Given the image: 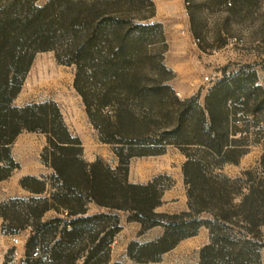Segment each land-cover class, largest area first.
<instances>
[{
    "label": "trees",
    "instance_id": "obj_1",
    "mask_svg": "<svg viewBox=\"0 0 264 264\" xmlns=\"http://www.w3.org/2000/svg\"><path fill=\"white\" fill-rule=\"evenodd\" d=\"M188 8L194 25L195 6ZM154 14L152 0H47L42 5L0 0V145L21 131L42 132L47 144L40 156L53 169L48 197H41L46 180L25 176L20 184L34 196L0 204L4 222L15 229L31 227L30 252L36 243L44 248L48 236L54 240L44 249L46 262L25 264H77L79 258L81 264H108L120 230L118 212L140 223L141 232L163 228L153 241L128 243L127 256L135 264L159 262L201 227L209 237L195 264H262L264 179L248 171L244 181L231 179L215 170L237 163L245 152L240 144L245 131L233 122L240 120L238 108L244 117L249 106L257 118L264 91L252 85L254 73L242 72L215 83L202 99L200 91L177 97L169 84L173 72L163 61V27L150 21ZM45 51L74 67L73 87L100 142L112 146L116 167L100 157L83 158L81 142L71 135L56 102L13 105L35 55ZM169 145L185 156L181 170L188 210L174 214L156 211L168 187L161 175L147 183L128 180L132 157L161 154ZM236 194L241 197L235 204ZM90 203L102 210L88 214ZM51 207L65 209V219L41 221Z\"/></svg>",
    "mask_w": 264,
    "mask_h": 264
},
{
    "label": "rangeland",
    "instance_id": "obj_2",
    "mask_svg": "<svg viewBox=\"0 0 264 264\" xmlns=\"http://www.w3.org/2000/svg\"><path fill=\"white\" fill-rule=\"evenodd\" d=\"M46 1L37 0V4L42 5ZM152 1L155 14L150 21L160 23L163 27L166 43L163 61L173 72L169 84L177 97L190 98L200 91L202 99L215 83L242 72L254 73L252 85L261 86L264 91V0H189L190 4L186 0ZM192 3L195 6L194 25L191 24L188 8ZM73 79V66L59 64L52 51L38 52L17 95V103L27 105L34 102H56L69 130L81 142L83 158L100 157L114 168L118 159L111 145L100 142L98 132L88 119L81 98L73 87ZM237 112L235 117L240 120L233 124L245 131L240 134L244 137L240 144H243L245 152L237 163H225L215 172L244 181L248 178L244 172L248 171L252 177L264 179V108L257 114V118L252 115L251 106L244 117L240 116L239 108ZM183 156L177 147L169 145L161 154L132 157L128 166V178L133 182H141L160 174L161 183L171 187V191L165 196V207H182L184 200L175 204L172 202L173 199L180 200L178 197L186 192L181 170ZM241 192H246V189L240 188ZM234 196L233 203L236 204L241 196ZM92 212L95 214L100 211L92 208ZM51 218L53 217L49 215L42 216L41 221ZM119 223L121 231L118 234L119 237L121 235L122 242L117 244L113 255L123 264H131L125 258L124 245L132 240L153 238L158 235L159 230H152L148 235L140 234L141 228L125 221L124 215ZM2 226L0 264H6L12 248L10 237L13 234L18 235L22 242L20 248L28 256L31 249L28 244L32 234L31 227L27 225L18 230L4 221ZM208 237V229L201 227L195 237L183 240L157 264H194L200 247L208 242ZM53 241L51 235L48 236L44 249L50 247ZM260 258L264 264V247L260 249ZM81 261L82 258H79L76 262Z\"/></svg>",
    "mask_w": 264,
    "mask_h": 264
},
{
    "label": "crops",
    "instance_id": "obj_3",
    "mask_svg": "<svg viewBox=\"0 0 264 264\" xmlns=\"http://www.w3.org/2000/svg\"><path fill=\"white\" fill-rule=\"evenodd\" d=\"M13 105L17 106V107H22V106H25L26 104L17 103V97H16L13 101ZM63 120H64V118H63ZM64 122H65V120H64ZM66 126H67V124H66ZM67 128H68V126H67ZM68 130H69V128H68ZM70 133L72 136H74V134L71 131H70ZM46 141H47L46 135L42 132L21 131L20 133H18L13 138V140L10 143L5 144V145H0V152H2V155H0V204L6 203V202H9L12 200H24V198L28 199V198L34 196V194L32 192H30L28 189L24 188L20 184V180L25 176H33V177L40 179V180H46L45 191L43 192V194H41V197L44 195L47 197L49 196V192H51L53 190V188L51 187L48 178L53 174V169L49 165L45 164L42 161L41 156H40L43 147L47 144ZM183 158H184L183 159V161H184L185 157L183 156ZM95 159H96V157L85 159V160L88 162H92ZM156 176H158V175H153L152 177H148L144 181H141V182H135V181L133 182V181L129 180V178H128V180L132 183H147L148 181L152 180ZM169 191H171V187H167L163 191V194L161 197V204L156 208V211L160 212V213L174 214V213H179V212L188 210L186 192L183 196L178 197L180 200L173 199L174 202H172L173 204H175V203H179V201L182 202L184 200V206H182V207L181 206L180 207L172 206V207H168V208L165 207V205H166L165 196ZM36 197H38V196H36ZM88 207H89L88 211H87L88 214L94 213V212H92V208H95L99 211L102 210V209L98 208L96 205H94L93 203H90L88 205ZM66 214H67V212L63 208H59L57 211L51 207L43 213V216H47V215H49L50 217L60 216L61 218L65 219ZM122 215L125 216V221H128L127 220L128 213L118 212L120 222H121V216ZM2 222H3V219H2V217H0V233H2V227H3ZM129 222L134 223L139 229L141 228L140 223H138L136 221H129ZM120 226H121V224H120ZM18 230H20V229H18ZM152 230H159L158 235H156L153 238H147L144 241H139V240H132V241H138L140 243L150 242V241H153V240L157 239L158 237H160L163 233V228L161 226H155V227H152V228H149V229H146V230L140 232V234L148 235L149 232H151ZM200 230H201V228L199 229V231ZM120 231H121V229L115 234L114 239L111 243L110 258H109L108 264H113L115 262H119V263L123 264L122 261H120L116 257L114 258L115 255H113L114 249H115V247H117V244L118 243L120 244L122 242L121 235L119 237V234H118ZM13 235H16V234H13ZM195 236L196 235L185 238V239H190V238L195 237ZM185 239H183V240H185ZM183 240H181L173 249L162 254L161 258L163 259V257L166 254H168L171 251H174ZM129 242L130 241H128L124 245V247H125L124 248V255H125V258H127L131 264H135L127 256L126 248H127V245ZM197 261H198V255H197L196 262ZM81 262L77 263V264H81ZM159 262H156L155 264H157ZM196 262H194V264Z\"/></svg>",
    "mask_w": 264,
    "mask_h": 264
},
{
    "label": "built area",
    "instance_id": "obj_4",
    "mask_svg": "<svg viewBox=\"0 0 264 264\" xmlns=\"http://www.w3.org/2000/svg\"><path fill=\"white\" fill-rule=\"evenodd\" d=\"M262 126L264 128V124ZM10 241L12 244V248L6 261V264H25L28 259H38L41 262L47 261V254L44 252V248L41 244L36 243L33 246V249L31 250L30 254L26 256L20 248L22 242L17 235H11Z\"/></svg>",
    "mask_w": 264,
    "mask_h": 264
}]
</instances>
